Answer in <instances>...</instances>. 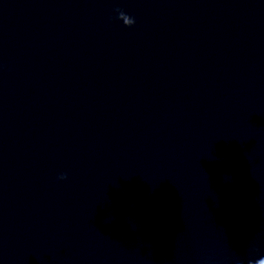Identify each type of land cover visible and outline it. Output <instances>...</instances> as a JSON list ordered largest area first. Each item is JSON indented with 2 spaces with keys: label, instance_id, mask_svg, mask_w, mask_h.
<instances>
[{
  "label": "clouds",
  "instance_id": "clouds-1",
  "mask_svg": "<svg viewBox=\"0 0 264 264\" xmlns=\"http://www.w3.org/2000/svg\"><path fill=\"white\" fill-rule=\"evenodd\" d=\"M118 18L123 21L124 25L129 26V27L135 23L134 18L128 16L124 12H120ZM59 179H66V175H61Z\"/></svg>",
  "mask_w": 264,
  "mask_h": 264
}]
</instances>
